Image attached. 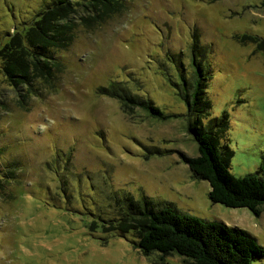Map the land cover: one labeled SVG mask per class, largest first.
I'll return each mask as SVG.
<instances>
[{
	"label": "rangeland",
	"instance_id": "rangeland-1",
	"mask_svg": "<svg viewBox=\"0 0 264 264\" xmlns=\"http://www.w3.org/2000/svg\"><path fill=\"white\" fill-rule=\"evenodd\" d=\"M41 1L0 0V50L29 25ZM122 4L119 12L79 24L73 43L57 53L65 66L57 89L38 92L24 106L0 57V264H185L177 254L144 257L132 235L92 230L94 220L114 214L112 194L148 196L222 221L264 246V211L257 217L212 203L209 183L183 161L199 156L198 143L170 82L175 67L166 60L168 52L180 53L188 65L199 36L212 73L211 118L229 119L230 171L256 173L264 163V54L238 37L264 38V0ZM116 81L128 82L171 118L142 110L126 115L118 100L98 92Z\"/></svg>",
	"mask_w": 264,
	"mask_h": 264
},
{
	"label": "trees",
	"instance_id": "trees-1",
	"mask_svg": "<svg viewBox=\"0 0 264 264\" xmlns=\"http://www.w3.org/2000/svg\"><path fill=\"white\" fill-rule=\"evenodd\" d=\"M122 3L123 0H42L41 9L32 15L29 25L15 31L0 50L3 73L20 97L19 104L24 106L47 88L56 90L65 71L57 53L73 43L80 23L95 21L94 14L101 17L119 12ZM198 37H194L188 65L184 54L168 52L166 58L175 67L177 79L171 76L170 82L187 105L189 131L198 143L199 156H183V161L196 179L209 183L212 203L232 209L247 208L260 217L264 211V163L256 173L243 177L230 171L235 153L224 143L229 119L226 114L211 118L212 102L207 90L212 73L205 65L207 50ZM238 39L243 44H255L264 54V38L246 35ZM98 92L118 100L130 117L142 110L150 118H171L128 82H112ZM1 176L4 175L0 172V181ZM110 198L114 214L94 220L91 229L101 228L104 233L119 237L132 235L135 248L144 257L158 255L162 260L177 254L185 264H264V246L244 229L180 213L172 204L156 203L148 196L138 200L129 194H112Z\"/></svg>",
	"mask_w": 264,
	"mask_h": 264
}]
</instances>
